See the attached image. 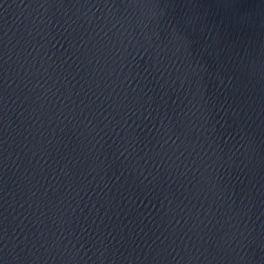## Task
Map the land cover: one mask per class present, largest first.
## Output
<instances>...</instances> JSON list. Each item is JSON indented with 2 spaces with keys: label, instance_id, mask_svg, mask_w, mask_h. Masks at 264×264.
<instances>
[{
  "label": "water",
  "instance_id": "1",
  "mask_svg": "<svg viewBox=\"0 0 264 264\" xmlns=\"http://www.w3.org/2000/svg\"><path fill=\"white\" fill-rule=\"evenodd\" d=\"M0 264H264V0H0Z\"/></svg>",
  "mask_w": 264,
  "mask_h": 264
}]
</instances>
